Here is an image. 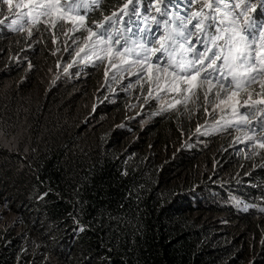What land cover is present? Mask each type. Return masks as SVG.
I'll list each match as a JSON object with an SVG mask.
<instances>
[{"label":"clouds","instance_id":"clouds-1","mask_svg":"<svg viewBox=\"0 0 264 264\" xmlns=\"http://www.w3.org/2000/svg\"><path fill=\"white\" fill-rule=\"evenodd\" d=\"M34 2L12 0L21 4L15 14L0 4L5 21L0 24V219L10 210L15 180L28 165L18 160L26 159L20 146L28 150L36 136L43 142L47 133L53 137L74 129L88 141L93 162L123 161L121 174L130 165L144 167L160 206L183 217L184 232L209 247L208 257H223L227 264H264V75L248 83V74L239 68L232 80L227 65L221 75L197 64L200 75L185 77L181 65L195 55L187 49L202 46L189 36L197 20L186 30L181 22L197 12L209 15L206 0H75L87 9L46 16L32 9ZM243 2L251 6L245 18L264 24V0ZM22 12L29 15L17 20ZM237 24L244 28L243 19ZM90 33L96 35L89 39ZM205 33H198L203 47L223 48L227 54V34L214 46L209 42L213 30L205 27ZM260 45L264 36L257 41L264 56ZM33 117L41 121L37 134L30 127ZM146 180L141 185L147 190ZM40 184L30 199L45 198L30 211L27 226L9 228L7 235H14L1 236L4 247L14 243L12 237L21 238L13 264L22 258L26 264H62L49 244L67 243L58 249H67L72 259L90 232L97 236V251L84 253L78 264H139L118 235L109 239L97 220L84 218L68 199ZM52 192L56 201L68 203L60 220L64 235L58 238L50 220L36 213L41 207L54 210V198L47 195Z\"/></svg>","mask_w":264,"mask_h":264},{"label":"trees","instance_id":"trees-1","mask_svg":"<svg viewBox=\"0 0 264 264\" xmlns=\"http://www.w3.org/2000/svg\"><path fill=\"white\" fill-rule=\"evenodd\" d=\"M40 123L39 117H33L30 127L34 134ZM66 131L53 137L47 133L42 137L43 142L36 136L28 150L20 146V150L26 152V159L19 156L18 160L28 165L15 180L16 197L9 202L10 210L4 211L5 216L0 219V264H13L21 240L12 237L14 243L4 247L1 236L7 235L9 228L26 227L30 211L44 201V196L37 202L30 199L35 189L41 187L40 181L68 199L84 218L97 220L98 228L108 232L109 239L110 235H118L132 248L133 258L139 264H227L223 257H208L209 247L198 244L194 235L184 232L183 217L178 219L168 206H160L158 190L149 186L144 167L130 165L126 174H121L123 161L93 162L89 158L88 141H81L74 129ZM143 180H146L147 190L141 185ZM54 193L47 194L54 198V210L46 211L41 207L36 213L40 220H50L51 233L58 238L64 235L60 220L66 216L68 203L56 201ZM13 235L9 233L7 237ZM64 246L67 248L68 244L52 242L49 251L57 253L62 264H78L84 253L97 251V236L92 232L85 234L76 250L77 257L72 259L67 249L59 250ZM21 264H26L25 258Z\"/></svg>","mask_w":264,"mask_h":264},{"label":"snow or ice","instance_id":"snow-or-ice-1","mask_svg":"<svg viewBox=\"0 0 264 264\" xmlns=\"http://www.w3.org/2000/svg\"><path fill=\"white\" fill-rule=\"evenodd\" d=\"M94 2L95 0H93V3ZM129 2H131V0H129ZM0 4L5 5L8 11L13 14H15V9L21 8V4L17 3L14 5L12 0H0ZM24 7H28V5H24ZM31 7L34 11H37L38 15L46 16L54 10L62 11L66 9L72 11L75 7L86 10L88 5L82 2L76 4L75 0L72 4L65 3L63 5H61L60 0H35ZM125 7H127V5H125ZM203 7L210 10L209 15H204L201 11L197 12L191 19L181 22L182 28L186 30L187 25L192 23V19L197 20V23L193 25L195 32H190L189 36L195 35L197 41L202 46L199 51L194 45L187 49V51H191L195 55L193 60L187 62L186 66L183 64L181 65V71L185 74V77L195 78L199 76L201 68H203L205 72L207 68H216L218 73L223 75L224 66L227 65L229 69L228 75L232 77V80L238 78L239 74L236 69L239 68L243 70L244 73L248 74V83H255L258 76L264 75V56L261 55L257 47V41L261 36H264V32L260 31L261 28H264V24H254L249 19L245 18L251 6L250 4H244L243 0H241L240 3H237L236 0H227V2H225V0H206ZM261 7H264V3H262ZM134 13L135 8H133V14ZM27 15L29 14L23 12L19 13L17 20ZM202 16L203 19H201ZM108 19L110 20L111 18ZM238 19H243V29L239 28L237 24ZM17 20H13L12 23H17ZM205 20L209 21L207 25H205ZM4 22V20H0V24ZM226 22H229L232 27H221L225 25ZM205 27L212 29L215 33L214 36L209 37V42L214 46L217 45L219 40H225V35L227 34L228 39L225 40L223 46L228 49L227 54H225L223 48L220 51H214L212 47H203L204 41L200 39L198 33H205ZM94 35H96V33H90L89 39ZM179 35L184 37L185 43L192 45V41L184 36V31H180ZM205 35L207 34L205 33ZM97 38L103 39V35ZM108 38L111 39L110 34ZM116 43L118 44L119 40H117ZM178 47H183V44L178 45ZM161 48H163V44ZM260 48L264 49V45H260ZM81 51H83V49H81ZM145 59L147 58L145 57ZM218 60L223 61L220 67L216 65ZM204 61H208L207 65L204 64ZM197 64H199L201 68H197ZM260 147L264 148V143H261Z\"/></svg>","mask_w":264,"mask_h":264},{"label":"rangeland","instance_id":"rangeland-1","mask_svg":"<svg viewBox=\"0 0 264 264\" xmlns=\"http://www.w3.org/2000/svg\"><path fill=\"white\" fill-rule=\"evenodd\" d=\"M256 3H258V0H257V2H256ZM256 3H255V4H256Z\"/></svg>","mask_w":264,"mask_h":264}]
</instances>
